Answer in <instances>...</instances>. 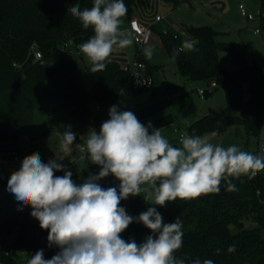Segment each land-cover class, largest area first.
<instances>
[{
    "label": "trees",
    "instance_id": "1",
    "mask_svg": "<svg viewBox=\"0 0 264 264\" xmlns=\"http://www.w3.org/2000/svg\"><path fill=\"white\" fill-rule=\"evenodd\" d=\"M136 0H124L127 15L133 12ZM174 7L189 0H165ZM79 3L81 9L91 8L93 0H0V138L12 137L18 144L19 137L29 134L34 126L37 111H46L49 118L60 127L52 115L65 111L73 118L93 122L98 131L101 123L109 118L111 106L119 107V97L130 74L117 60L111 58L103 72L92 73L91 64L81 65L84 56L64 49V39L75 44L86 42L93 34L84 29L68 9ZM260 29L264 30V0H261ZM189 34L198 51L181 52L176 64L184 75L192 78L212 79L225 88L227 105L211 111L188 125V133L201 136L207 130H223L230 123L240 121L249 135L259 136L264 122V67L258 64L232 70L223 69L219 63L216 38L220 34L212 25L190 26ZM171 58L174 48L184 43L185 35L176 30L158 31ZM37 44L42 57L35 59L32 45ZM73 53V52H71ZM137 59L147 64L154 77L149 89L133 90L135 93L151 91L158 79L154 72L157 65L144 56ZM89 76L87 88L84 76ZM249 83L250 99H245L244 84ZM169 87V86H168ZM171 87V86H170ZM169 87V88H170ZM211 92L206 91V95ZM195 104L192 102V111ZM178 142L173 141V146ZM84 178L98 174L100 168L86 159ZM102 187H118L111 175L101 179ZM232 183L238 191H227L222 183L218 194L201 196L190 201L177 199L166 207L157 206L165 223L182 221L183 246L177 258L191 260L211 259L214 264H264V172L255 178L241 177ZM121 201L127 213L139 216L152 205L143 195ZM252 220L259 226L246 228L245 221ZM17 230L10 242L8 236ZM152 233L142 224L133 222L122 234L125 240L138 243ZM48 235L39 223L17 213L10 214L0 223V255L5 264H27L31 255L43 249L50 259L59 249L42 244L41 237ZM235 245V251L228 252ZM24 253H26L24 255Z\"/></svg>",
    "mask_w": 264,
    "mask_h": 264
},
{
    "label": "clouds",
    "instance_id": "2",
    "mask_svg": "<svg viewBox=\"0 0 264 264\" xmlns=\"http://www.w3.org/2000/svg\"><path fill=\"white\" fill-rule=\"evenodd\" d=\"M127 12L124 0H93L91 8L82 10L76 3L68 9L84 29L94 32L79 45L92 73L103 72L114 53L132 46L131 34L122 28ZM185 51H198L195 42L174 48L171 61ZM143 54L151 60L153 49L146 47ZM108 116L98 131L90 129L84 146L79 148L80 159L99 166L98 174H90L77 184L62 163L77 139L71 126H64L61 155L45 163L38 152H33L11 173L7 191L19 210L31 208V217L48 233V247L59 249L50 259L40 249L27 264H214L211 259L188 262L177 258L183 246L182 221L178 217L165 223L155 206L218 194L222 183L227 184V191H238L233 179H253L264 172V156L236 145L214 144L210 137L216 132L210 136L183 134L180 146H173L161 128L151 122L141 123L132 111H121L113 105ZM109 175L119 182L118 187L105 188L98 183ZM142 193L153 206L139 216L129 215L121 201ZM133 222L152 234L140 243L125 240L122 234ZM234 251L235 245L229 246L228 252Z\"/></svg>",
    "mask_w": 264,
    "mask_h": 264
},
{
    "label": "crops",
    "instance_id": "3",
    "mask_svg": "<svg viewBox=\"0 0 264 264\" xmlns=\"http://www.w3.org/2000/svg\"><path fill=\"white\" fill-rule=\"evenodd\" d=\"M145 1L152 4L153 9H156L158 13H162V15L164 14L165 16H163L162 20L158 21L156 20V17L161 14L157 13L155 18L151 19L150 17H144L132 12L128 17L129 19H123L122 28L131 34L133 44L118 53H114L112 59L117 60L121 65L125 66L126 64L135 61L140 55L144 56V48L151 47L153 49V56L151 60H147L151 64L157 65L154 72H160L162 74V78L160 82L157 78L158 83L151 91L143 93L134 92V95H130V93L124 94L122 90L119 97L118 108L121 111L134 112L139 121L145 125L151 122L153 127L161 128L162 131L163 129H168V133L170 135L171 132L178 134L180 130L179 121L182 117L187 120V125H189L193 121L202 117L204 113L198 112L196 105L192 111L187 112L191 109L193 102L187 93L189 89L182 84H177L165 78V66L168 65L167 63H169V61L172 64L174 63L171 61L158 31L170 29L182 32L185 37L190 36L188 31L190 26L208 25L201 24L204 23L201 21H210L213 17H216V14L212 13L210 9L211 7H216L217 3L219 4V0H189L177 7H174L171 2L165 0ZM184 6L188 7L190 10L186 9ZM179 15H181V19L182 21L184 20V22L181 23L179 20H173L171 18L175 17L179 19ZM133 18H137L141 22L148 25L152 24L154 28V35L151 42L148 45H144L142 48H140L136 43L134 31L130 27V20ZM245 20L246 22L243 25L245 26L244 28H232L227 24L222 23L221 27L227 25V29L217 30L220 34L216 38V44L219 55V63L223 69L232 70L251 64H258L264 67V34H262L264 30L260 29V31H257L256 29L259 28L260 25L252 24L251 22L253 19L248 20L245 18ZM175 66L179 70L176 64ZM179 73L187 77L181 73L180 70ZM178 76L180 78H184L180 75ZM168 86L171 87L169 88ZM211 87L212 89L217 87L215 81L211 83ZM207 91L210 92V90ZM56 112L59 113L52 115L58 120L60 127L57 126V124L52 121L48 115V118H45L46 115L37 111L32 131L29 134L21 135L19 137L18 144H16L12 137L0 138V156L13 155L17 153L21 155V161L19 163L8 166L11 169L6 171L5 167L0 173V204L2 203L3 195L9 193L7 191V182L11 173L19 169L25 156L30 155L33 152H38L41 159L47 163L50 159H54L55 156L62 154L59 146L62 134L65 130L64 126H71V130L76 133L77 139L72 145V152L65 157V160L62 161V163H64L71 172L73 171L70 169L71 164H74L78 170L81 169V167H78V165L81 164L84 169L82 170L81 179L84 178L87 162L86 159H80L81 153L79 151V144L85 142L88 132L91 128H95V125L93 122L73 118L65 111H63L62 114L60 113L61 111ZM63 114L65 115V118H63ZM170 137V142L180 140L179 135L174 137L171 135ZM63 174V172L56 173V175ZM74 177L75 176L73 174L72 179ZM6 197L5 205L7 207V212L5 214L6 216H3L4 218L10 214L17 213L20 217L27 216L39 223L35 218L31 217L30 207H25L21 211L19 210L18 204L12 194L9 193ZM1 206L3 205L1 204ZM2 221L3 220H1V222Z\"/></svg>",
    "mask_w": 264,
    "mask_h": 264
},
{
    "label": "rangeland",
    "instance_id": "4",
    "mask_svg": "<svg viewBox=\"0 0 264 264\" xmlns=\"http://www.w3.org/2000/svg\"><path fill=\"white\" fill-rule=\"evenodd\" d=\"M240 2L244 3L249 12L253 14L254 19L252 20V24H256V25H260L259 21H260V8H261V0H219V4L217 3L216 7H211L210 11L212 13H215L216 17L213 19H211L210 21H201L204 23L201 24H208V25H212L216 30H225L227 29V25L229 27H245L243 26L246 22L245 17L241 14L240 9H239V4ZM186 7V6H184ZM186 9H189L188 7H186ZM190 10V9H189ZM133 13L135 14H139L141 16L144 17H150L155 18V16L157 15V10L153 9L152 4L146 2L145 0H136L135 4H134V9H133ZM161 14L162 13H158ZM162 16H165L164 14ZM219 16V17H218ZM129 16L126 15L123 19H129ZM179 19L175 18V17H171L173 20H179V22H184V20L182 21L181 19V15H179ZM222 23L227 24L223 27ZM230 29V28H229ZM262 34H264V31L262 32ZM261 34V35H262ZM69 54H71V56H74V53L69 52ZM134 62V61H133ZM79 63L81 65H86L89 64L90 62H88L85 57L84 60H79ZM132 63V62H131ZM168 65L165 66V78L167 80H170L172 82H175L177 84H182L184 86H186L187 89H189L188 96L191 97V100L195 103V105L197 106V110L198 112H202L204 114H207L211 111V109H218V110H222L226 107L227 105V94H226V90L223 86L218 85L215 89H212L211 87V83L214 81L212 79H204V78H190V77H185L182 74L179 73V70L177 69V67L175 66V64H172L170 61L169 63H167ZM156 73V77L159 79V82L162 78V74L158 71L155 72ZM178 75H180L181 77L184 78H180ZM84 82L87 86V88H91V80L89 79V76L86 74L84 76ZM200 89H206V90H210V94H208V96L206 97H202L199 94V90ZM123 93H130V95H134V92L132 90V85L130 82H127L123 88ZM244 96L245 99H250V88H249V83H245L244 84ZM137 99V98H136ZM131 102V101H130ZM203 106V107H200ZM40 111V110H39ZM63 111H61L60 113L62 114ZM40 113L44 114V115H48V112L46 111H40ZM55 113H59V112H53L52 114L55 115ZM65 113V112H64ZM203 114V115H204ZM64 115V114H63ZM45 118H48V116ZM63 118H65V115L63 116ZM179 125H180V130L178 132V134H176L175 132H171V135L176 136L179 135L181 136V134H188L187 131V120H185L183 117L181 118V120L179 121ZM212 132H216L217 135L215 137H210L211 142L214 144H218L220 146L223 147H228L231 145H236L239 148H241L242 150L248 151L253 153L254 155H258V156H264V122L262 124L261 127V132L259 136H255V135H249L246 132V128L245 125L240 122V121H234L232 123H230L226 128H224L223 130H207L205 131L201 136L203 135H209ZM162 134L170 141L169 138H171L170 134L168 133V129H163ZM178 145L177 147L180 146L179 144V140H177ZM170 143L173 144V141H171ZM78 167H81L80 170H78V168L73 169V174H74V181L78 184V182L81 180L82 178V170H84L81 166V164L78 165ZM11 169L10 167H6L5 171ZM9 193H7L6 195H3V199H2V205L0 204V222L1 220L4 219L3 216H6V210L7 207L5 205V200H6V196ZM149 203H151V200L148 201ZM5 205V206H4ZM153 206V205H152ZM157 207V206H155ZM259 225L252 221V220H246L245 221V227L246 228H256ZM18 231L14 230L9 236H8V241L10 242L15 236H17ZM263 234H264V229H263ZM41 243L42 244H46L47 242V236L43 235L41 237ZM26 253H24L25 255ZM0 264H5L2 256L0 255Z\"/></svg>",
    "mask_w": 264,
    "mask_h": 264
},
{
    "label": "built area",
    "instance_id": "5",
    "mask_svg": "<svg viewBox=\"0 0 264 264\" xmlns=\"http://www.w3.org/2000/svg\"><path fill=\"white\" fill-rule=\"evenodd\" d=\"M239 9L241 14L248 20L254 19V16L252 13L249 12L247 6L240 2ZM163 16L158 15L156 17V20H162ZM130 27L134 31L135 34V41L139 45L140 48H142L144 45H148L154 35V28L153 25L145 24L141 22L137 18H133L130 20ZM257 31H260V28L256 29ZM196 40L188 36L185 38L184 42H195ZM80 44H75L74 41L71 38L64 39L63 41V47L66 50H69L73 53H76L79 56H83V54L79 50ZM32 52L34 54L35 59H39L42 57V52L39 49V46L35 43L32 45ZM143 65V67H141ZM125 71H127L131 76V85L134 90H141V89H149L153 83H154V77L149 72L147 64L143 61H140L139 59H136L134 62L126 64L124 66ZM206 89H200L199 94L202 97H205L206 95ZM183 134H181L182 136ZM180 136V138H181ZM84 143H80L79 147L84 146ZM21 161V155L20 154H13V155H2L0 156V173L3 171L5 167L12 166L14 164H17ZM76 166L74 164L70 165V169H75Z\"/></svg>",
    "mask_w": 264,
    "mask_h": 264
}]
</instances>
